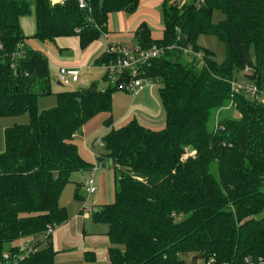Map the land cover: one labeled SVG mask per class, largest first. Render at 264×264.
<instances>
[{
  "label": "trees",
  "instance_id": "obj_1",
  "mask_svg": "<svg viewBox=\"0 0 264 264\" xmlns=\"http://www.w3.org/2000/svg\"><path fill=\"white\" fill-rule=\"evenodd\" d=\"M84 1L86 8L81 0H0V116L30 117L4 130L0 263L6 250L18 252L11 243L30 237L37 250L14 264H55L54 232L48 229L68 220L61 195L72 173L94 166L80 154L75 135L108 112L106 152L97 161L113 162L115 200L97 209L94 218L109 225L111 263L183 264V255L192 254L194 262L202 258L206 264L211 258L212 264H259L264 257V102L259 99L264 0H206L200 7L181 8L163 0V37L153 38L145 21L138 26L137 46L165 47L141 73L162 84V129L137 119L113 126V95L126 90L127 72L105 89L93 83L58 91L55 106L39 109V98L53 93L50 62L42 51L24 46L21 17L34 8L35 37L78 36L87 48L108 33L110 13H133L142 2ZM215 10L224 14L218 23ZM204 34L225 45L223 62L198 44ZM183 47L202 51L203 59L185 55ZM111 57L105 53L97 63ZM240 76L258 86V96L234 90Z\"/></svg>",
  "mask_w": 264,
  "mask_h": 264
},
{
  "label": "crops",
  "instance_id": "obj_2",
  "mask_svg": "<svg viewBox=\"0 0 264 264\" xmlns=\"http://www.w3.org/2000/svg\"><path fill=\"white\" fill-rule=\"evenodd\" d=\"M52 1L53 3H58L63 2L64 0ZM141 3L151 7H157L160 4L162 7L163 0H142ZM133 13L125 11L110 13L108 33L103 34L87 48H82L78 36H60L56 38L55 41H42L35 37L34 35L37 30V20L36 13L33 8L30 14L22 16L20 19L22 29L27 36L24 46L28 49L44 52L49 59L52 73L54 70H56V74L59 73L61 67L78 69L80 77L79 80L75 82L78 86L74 89L88 88L93 83H96L99 88L105 89L110 84L107 70L103 64L97 63V60L105 54L108 44L113 42L116 43L117 41H130V45L135 44V30L144 21L149 24L152 30L151 22L145 18H141L142 16L133 17L135 14H138ZM111 22H115L114 29L110 27ZM130 34L132 37L129 36ZM49 42H52L54 46L48 44ZM128 44L129 43L126 45ZM70 50H72L71 54L68 53ZM57 81L58 84H61L58 80V75ZM150 86V88H148L149 85L146 86L136 97L131 95L127 90L120 89L123 94H126L123 97L131 96V98L130 104L125 112L119 116L116 114V118L113 119V126L115 128L121 127L133 119H137L142 124L154 129H162L166 125V116L164 114L165 109L163 107L160 94L155 92L152 87L153 85ZM52 89L54 92L56 90L55 93L61 91L59 89H54L53 87ZM116 94L117 91L113 95V101L115 96L118 98V95ZM121 99L122 98L119 96L118 100L120 101ZM42 100H44V103L41 104ZM56 103L57 101H55V104ZM40 104L42 105V109H48L49 107L51 108L55 105L53 101L46 100L45 98L43 99L42 97H40L38 101L39 107ZM100 114L96 115L82 127L81 134L78 132L75 135V142L78 145L80 154L86 161L92 164H94L98 160V157L102 155L100 154L102 148L96 144L98 136L95 135L90 137V132L96 127L97 123L102 122L104 124V121L110 115L107 113V115L97 118ZM111 115L114 118L113 109ZM105 129L107 132V127ZM3 149L4 146L0 143V152H2ZM107 163L109 162L107 161ZM105 168H108V166H105L104 164L97 169L96 182L98 183V189L94 194H88V197L80 191V186L83 183L82 181L87 174L84 173V171L88 170L76 171L72 173L70 182L66 185V190L63 191L60 198V204L68 210V220L59 225L52 235L54 247L58 250L59 254L55 257V264L58 260L61 261L64 259L70 260L77 258L80 260L82 259L85 264H112L109 258V248L111 243L108 236L102 237V240L94 239L95 236L97 237V234L95 231L88 230L87 225L89 213L84 210V206H86V204L89 205L90 202L92 204L98 203L97 209L110 203L109 172L105 170ZM24 239L25 238H21L17 241L21 242ZM17 241H14L11 245H14ZM77 242H80L81 244L78 245Z\"/></svg>",
  "mask_w": 264,
  "mask_h": 264
},
{
  "label": "rangeland",
  "instance_id": "obj_3",
  "mask_svg": "<svg viewBox=\"0 0 264 264\" xmlns=\"http://www.w3.org/2000/svg\"><path fill=\"white\" fill-rule=\"evenodd\" d=\"M170 2L172 4H176L180 8L182 7V5H181L179 0H170ZM134 13H138V14H135V16H133V17L142 16L141 18H145L146 20L151 22L153 38L159 39V38L163 37V34H164V14H163V8L161 7L160 4L157 7H154V6L151 7V6H146L145 4L141 3V5L138 7L136 12H134ZM126 15H129V14H126ZM223 18H224V14L220 10H215L214 11L213 21L215 23L220 22ZM114 26H115V22H111L110 27L112 29H114ZM125 35H126V33H125ZM129 36L132 37L131 34ZM117 42H119V43L123 42L122 44H125V45L127 43H129L128 45H130V43H131L130 41H117ZM48 44H50L51 46H54V44H52V42H49ZM198 44L201 45L202 47L208 48L211 51H213L215 53V59L218 62H223L224 61L225 53H226L225 45L222 42H220L216 36H214V35H205V34L201 35L199 37V39H198ZM68 53L71 54L72 50H70V52H68ZM188 58L191 60L190 57H188ZM200 65H202V63H200ZM50 71H51V68H50ZM55 72H56V70H54L53 73L51 72L52 87L54 89H57V90L58 89L59 90H65V89L66 90H71V89H74L75 87L78 86L75 83H71L69 85L58 84V81H57L58 73L56 74ZM248 82L249 81H247L242 76H240V83L241 84H246ZM150 85H153L152 87L154 88L155 92L160 94V90H161V87H162L161 83H151V84H149L148 88L151 87ZM55 92H56V90H55ZM55 92L53 91V93L51 95L45 96V97H42V98L43 99L45 98L46 100H49V101H53L54 104H55V101H57V96H56ZM116 95H118V98L120 96L122 99L119 101L118 98H116V96L114 97V101H113L114 118L113 119L116 118V114H117V116H119L120 114L125 112V110L128 108V106L130 104V98H131V96L123 97L126 94H123V92H121V90H117V94ZM249 97L253 98V96H251V95ZM259 99L264 102V95H260ZM43 101L44 100H42L41 104L44 103ZM41 104H40L39 109L40 110H44V109H42V105ZM107 113L108 112H103L99 116H97V118H99L100 116H103V115H107ZM164 114H165V110H164ZM234 115L235 116H239V112L235 111ZM29 121H30V117H29L28 114H24V115H20V116H0V143H1V145L4 146V130H5L6 127L12 126L14 124L28 123ZM101 123L102 122H99V123L96 124V127L90 132V137L91 136H95V135L98 136V140H97L96 144L99 147L102 148V150L100 151V154H104L106 152V150L103 147V142H102V138L101 137H103L102 134L104 132H106V129H105L106 126H105V124H103V123L101 124ZM107 129H109V128L107 127ZM78 132H79V134H81L82 130L78 131ZM107 161L109 163H107ZM103 162H106L105 166H108V168H105V170H107L109 172V186H110L109 187V190H110L109 191L110 192L109 202L111 203V202H113L115 200V192L114 191L116 190V179H115V173H114V165H113V162H112L111 159H108V160L105 159V160H103ZM84 173H87V174L85 175V178L82 181L83 183L80 186V191H82L84 193V195L87 196L88 195L87 184H88V179L90 177V171L89 170L88 171H84ZM96 181H97V179H96ZM97 189H98V183H97ZM64 190H66V189H64ZM88 206H92L96 210L97 207H98V203L92 204L90 202ZM108 226L109 225L106 222L95 220L94 213L93 214L89 213L87 228L90 231H95L96 232L97 237L95 236L94 239H97V240L101 239L102 240V237H104V236L107 237L108 236L107 235ZM56 229H55V231H56ZM100 235H102V236H100ZM98 237H100V238H98ZM24 240L21 241V242L17 241V242L14 243V245L17 244V246H19L21 243L25 242ZM33 240H34V238H33ZM77 244L79 245L81 243L77 242ZM6 251H9V250H6ZM57 255H59L58 254V250H57ZM183 258L185 259V262L183 264H206V262L202 258H199L197 261L194 262L192 254L183 255ZM0 264H2V263H0ZM56 264H85V263H84V261L82 259L80 260V259L77 258V259H70V260H65L64 259V260H61V261L58 260L56 262Z\"/></svg>",
  "mask_w": 264,
  "mask_h": 264
},
{
  "label": "built area",
  "instance_id": "obj_4",
  "mask_svg": "<svg viewBox=\"0 0 264 264\" xmlns=\"http://www.w3.org/2000/svg\"><path fill=\"white\" fill-rule=\"evenodd\" d=\"M179 1L182 6L191 4L197 7L202 6L206 2V0ZM80 6L86 8L87 4L84 0H81ZM183 52L185 55H193L194 57L201 59H203L204 56L202 51H197L192 47H183ZM105 53L112 56L108 62L103 64L107 70L109 82L115 84L118 77L121 76L123 72H127L129 74V79L124 87L129 93L136 97L146 86L152 83L141 76L143 67L150 60L162 56L165 53V47L155 44L149 48H140L137 44L125 45L119 42H113L108 44ZM79 77V70L70 67H61L58 73V80L63 85L75 83L79 80ZM233 87L236 91H245L254 96H258L260 93L258 86L250 82L241 84L237 80L233 82ZM102 165L101 162L96 161L91 169L87 184V192L89 195L94 194L97 191L96 172ZM84 210L88 213H94L96 211L94 207L88 206V204L84 206ZM54 231L55 229L53 227L48 229V233ZM24 241L25 242L17 246V253H11L10 251H5L3 253V264H14L19 258H23L37 250L33 238L28 237ZM214 262L215 259L211 258L207 264H212ZM259 264H264V257L259 258Z\"/></svg>",
  "mask_w": 264,
  "mask_h": 264
},
{
  "label": "water",
  "instance_id": "obj_5",
  "mask_svg": "<svg viewBox=\"0 0 264 264\" xmlns=\"http://www.w3.org/2000/svg\"><path fill=\"white\" fill-rule=\"evenodd\" d=\"M236 81H237V79H236ZM172 220H173V218H171Z\"/></svg>",
  "mask_w": 264,
  "mask_h": 264
}]
</instances>
